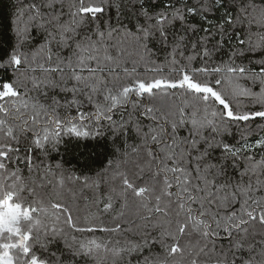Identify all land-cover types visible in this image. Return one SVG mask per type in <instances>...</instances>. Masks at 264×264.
I'll return each mask as SVG.
<instances>
[{"label":"snow or ice","instance_id":"1","mask_svg":"<svg viewBox=\"0 0 264 264\" xmlns=\"http://www.w3.org/2000/svg\"><path fill=\"white\" fill-rule=\"evenodd\" d=\"M9 30L0 264H264V0H28ZM73 141L111 156L50 162Z\"/></svg>","mask_w":264,"mask_h":264},{"label":"trees","instance_id":"2","mask_svg":"<svg viewBox=\"0 0 264 264\" xmlns=\"http://www.w3.org/2000/svg\"><path fill=\"white\" fill-rule=\"evenodd\" d=\"M166 3V0H160V5ZM27 7L28 0H0V46L7 48L9 43L13 41L14 33L9 30L10 24L13 23L16 17V12L18 11L20 6ZM219 16V14H218ZM193 22H198L197 18H193ZM39 37H37V41ZM35 43V41H34ZM257 86V89L258 90ZM261 122L259 120L253 124V127H256ZM183 131H181V135H183ZM227 142L238 144L239 135L235 134L232 137L225 138ZM256 135L254 134L251 137V140H255ZM251 142V141H250ZM83 153V154H82ZM216 156H219V152L215 153ZM111 156V143L110 141H101L100 143H96L95 141L91 142H83L77 146L76 142L67 143L66 147H62L60 153L57 155L53 153L50 157V162H62L64 164L65 169L75 170L77 174L80 172L87 173L89 175H95L97 171H99L103 166L106 157ZM27 175V172H25ZM103 190V186H102ZM78 191V186H77ZM66 200L69 203H72L71 195L65 191L64 193ZM92 193L88 190H84V199H77L76 204L80 206V214L81 216L90 214L91 212H95V208H91L86 210L84 205L86 199L90 198ZM101 219L106 223H111V215L103 214ZM136 218L129 215L127 219L124 221L126 227L130 226L128 223L131 220H135ZM138 222V221H137ZM77 236H80L79 233H75ZM87 236H95L100 240H107L111 237L101 231H96L95 233L85 234ZM53 251H57V254L60 252H64V255L67 256V251L65 249V245L63 241H59L53 248ZM38 254L45 255V253L41 252L39 249L37 250ZM154 251L159 252V249H154ZM147 251H145L144 255H147ZM83 264V262H81ZM133 264H136L135 259L133 260Z\"/></svg>","mask_w":264,"mask_h":264}]
</instances>
